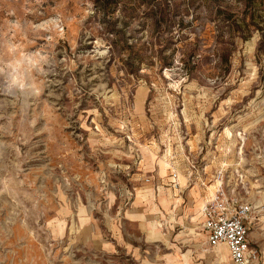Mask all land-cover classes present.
Segmentation results:
<instances>
[{
  "label": "rangeland",
  "instance_id": "rangeland-1",
  "mask_svg": "<svg viewBox=\"0 0 264 264\" xmlns=\"http://www.w3.org/2000/svg\"><path fill=\"white\" fill-rule=\"evenodd\" d=\"M170 162L253 206L264 264V0H0V264H215Z\"/></svg>",
  "mask_w": 264,
  "mask_h": 264
},
{
  "label": "built area",
  "instance_id": "built-area-1",
  "mask_svg": "<svg viewBox=\"0 0 264 264\" xmlns=\"http://www.w3.org/2000/svg\"><path fill=\"white\" fill-rule=\"evenodd\" d=\"M172 177L176 178V174ZM216 182L212 196L202 207L207 245H226L232 264H259L258 250L249 239L251 205L230 194L222 173L217 174Z\"/></svg>",
  "mask_w": 264,
  "mask_h": 264
},
{
  "label": "crops",
  "instance_id": "crops-1",
  "mask_svg": "<svg viewBox=\"0 0 264 264\" xmlns=\"http://www.w3.org/2000/svg\"><path fill=\"white\" fill-rule=\"evenodd\" d=\"M166 162V161H165ZM166 168H165V171L166 173L164 175H160L159 173H161L162 171L158 169V166L157 164L155 163L153 166V170L151 172L153 173H156V175L158 177H166L167 175V172L169 174V176H167V180H168V183L167 185L170 187V190L173 191V192H177V195H179V197L181 198L182 202H180L181 200L180 199H176L174 195H171V193H167L165 191L164 194L167 196L168 198V201L170 203V207L173 209L172 212L176 209H181L182 207V204L184 203V197H185V200H187V205H188V211L191 214V221L190 222H185L186 224V227L188 224H191V225H194V227L197 229L196 227V222L199 221V225H200V232H197L196 229H195V232L196 233H199L200 236L196 237L193 235V238L194 239H200V238H204V240L206 241L207 239V234L206 232L203 230L202 228V223L204 221V218H203V214H202V208L203 205L205 204V202L212 196L210 195L211 193H209V188H212L213 187V190L215 189L216 187V180H214V185H211V186H208L206 187V180H207V177H204L201 176L200 174H197V172L193 171V170H190L189 168H185V170L183 171L182 169H180L181 171H178V169L175 167V163L173 162H170V163H166ZM184 175H183V173ZM182 173V174H180ZM152 174V173H151ZM173 174H176V178H173L172 175ZM151 177L154 178V175H152ZM201 181V184L197 183ZM196 182V183H195ZM193 184V185H192ZM195 184L197 186H195ZM187 190L186 194L185 191ZM213 192V191H212ZM150 193H152V195L154 196V199H157L158 198V195H160V190L158 189L157 192L150 189V190H143L141 192V194L144 196V197H140L139 199L141 200L139 203H137V205L140 206V210L138 211H134V212H137V214L139 215V217H143L146 221V223H148V225L154 229V231L156 230L157 231V228L156 227H159L156 222L158 223V221L155 220L154 218V214L155 213H160L161 215H163V212H169V211H166L164 210L163 207L161 206H156L157 209L156 210H153V206L151 204V197H150ZM165 202V201H164ZM156 203H158L156 201ZM251 205V204H250ZM252 207V212L254 210L253 206L251 205ZM183 208V207H182ZM171 212V211H170ZM127 216H132V211H127L126 212ZM252 214V213H251ZM194 215H197V219L196 221H193V216ZM82 223V222H81ZM248 223L250 224V222L248 221ZM159 224V223H158ZM60 230H62V228L60 227ZM187 230L189 231V228L187 227ZM159 231V230H158ZM155 233V232H154ZM156 234V233H155ZM158 234V233H157ZM255 234L254 232L251 231L250 227H249V239H250V243H251V246L255 247V243H256V237H255ZM210 247V246H209ZM211 250L209 253H207V255H209L210 257H212L215 261V264H219L218 261L222 260L224 258V252H225V249L227 251V255H228V260H226L224 262V264H232L231 262V259H230V256H229V252H228V249L226 247V245L224 244H219V245H216V246H213V247H210ZM214 249H215V254L217 255V260H216V256L213 254L214 252ZM257 249V248H256ZM259 263L260 261L263 263V252H261V250H259ZM187 258H185L186 260Z\"/></svg>",
  "mask_w": 264,
  "mask_h": 264
},
{
  "label": "bare ground",
  "instance_id": "bare-ground-1",
  "mask_svg": "<svg viewBox=\"0 0 264 264\" xmlns=\"http://www.w3.org/2000/svg\"><path fill=\"white\" fill-rule=\"evenodd\" d=\"M202 208V207H201Z\"/></svg>",
  "mask_w": 264,
  "mask_h": 264
}]
</instances>
